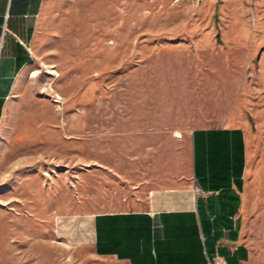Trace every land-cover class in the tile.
Masks as SVG:
<instances>
[{
	"label": "rangeland",
	"instance_id": "1",
	"mask_svg": "<svg viewBox=\"0 0 264 264\" xmlns=\"http://www.w3.org/2000/svg\"><path fill=\"white\" fill-rule=\"evenodd\" d=\"M36 26L0 140V264H125L77 237L79 214L178 186L192 130L227 124L248 127L264 264V0H44Z\"/></svg>",
	"mask_w": 264,
	"mask_h": 264
},
{
	"label": "crops",
	"instance_id": "2",
	"mask_svg": "<svg viewBox=\"0 0 264 264\" xmlns=\"http://www.w3.org/2000/svg\"><path fill=\"white\" fill-rule=\"evenodd\" d=\"M43 2L0 0V140L34 74ZM190 135L184 182L153 188L141 208L79 214L77 237L90 242L95 255L125 264H263L243 210L248 127H202Z\"/></svg>",
	"mask_w": 264,
	"mask_h": 264
}]
</instances>
